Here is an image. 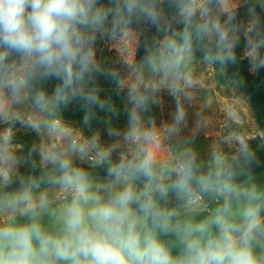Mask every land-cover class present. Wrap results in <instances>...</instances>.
I'll use <instances>...</instances> for the list:
<instances>
[{
  "label": "clouds",
  "instance_id": "9594fccd",
  "mask_svg": "<svg viewBox=\"0 0 264 264\" xmlns=\"http://www.w3.org/2000/svg\"><path fill=\"white\" fill-rule=\"evenodd\" d=\"M101 41L142 54L110 66ZM241 44L264 70V0H0V264H264L257 148L202 158L178 140L193 65L226 71ZM99 77L125 94L123 127ZM165 92L175 109L157 124ZM73 103L87 127L106 113L110 142L63 119ZM17 124L40 138L26 155Z\"/></svg>",
  "mask_w": 264,
  "mask_h": 264
},
{
  "label": "rangeland",
  "instance_id": "374dc122",
  "mask_svg": "<svg viewBox=\"0 0 264 264\" xmlns=\"http://www.w3.org/2000/svg\"><path fill=\"white\" fill-rule=\"evenodd\" d=\"M240 14L242 17L245 16L244 8L240 9ZM242 49L241 58L246 59ZM135 52L131 42L101 41L97 45L98 57L107 61L108 65L118 68L121 67V60L132 59ZM250 73L254 76L258 74V72ZM192 75L195 82L191 90L193 100L190 104H186L189 113L188 122L178 140L191 141L201 157L206 158L217 147L225 153H234L236 145L231 143V140L246 138L254 146L263 139L264 130L257 125L250 103L232 79L218 68L209 67L200 62L193 65ZM174 109L173 98L165 92L162 93L161 103L152 106L151 114L155 116L157 124H160L171 119ZM229 114L236 115V122L229 118ZM62 115L67 123L81 129L84 135H90L87 127L78 124L74 112L63 111ZM6 127L7 125L0 124V130ZM16 133L20 134L25 141L39 143L40 138L35 132L19 126L15 129L14 134ZM13 141L18 145L19 153L25 154L24 145L14 137ZM102 141L110 142L108 139H102ZM171 146L175 147V141ZM22 168L28 167L21 166L19 170L21 171ZM256 176L261 183H264V170Z\"/></svg>",
  "mask_w": 264,
  "mask_h": 264
},
{
  "label": "trees",
  "instance_id": "16d2710c",
  "mask_svg": "<svg viewBox=\"0 0 264 264\" xmlns=\"http://www.w3.org/2000/svg\"><path fill=\"white\" fill-rule=\"evenodd\" d=\"M146 35H150V33H147ZM140 37H138V40ZM243 48V44H241V47L237 49V51L240 53L241 49ZM142 54V50L138 53L135 52V56L137 55V58ZM134 56V57H135ZM230 79H232L239 91L246 97L248 102L251 105V108L253 110L254 118L257 123V125L264 130V70H261L258 72L257 76H254L249 71V64L247 59H242L240 57L239 63L236 66L229 67L226 71H223ZM241 81L243 83H241ZM98 83L102 88L101 96L102 97H111L114 103L117 105L118 108H120L121 113L118 118H113V124L118 125L120 127H123L127 122L126 114L123 112V100L122 97L125 95L124 93H120L119 95L116 94L114 91V87L112 82L105 78V77H99ZM55 81H49L45 86L48 89L49 92L52 91V88L54 87ZM63 111H72L74 112L77 122L79 125H83V115L84 111L79 105V103H73L66 107ZM106 116V113L104 112H97V117L94 119L91 123L90 127H87L89 130L90 135L92 132H95L99 130L101 132V138L102 139H108L110 138L107 136L106 132V125L103 122V118ZM20 125L17 124L16 128H18ZM14 139L18 140L19 143H22L24 145V152L25 155L33 145L32 141H25L22 136L18 133L14 134ZM253 147L257 148V154L259 157V165L254 168L255 175L259 174L264 170V137L263 139L255 144ZM30 171L28 168H22L21 173H26ZM98 174L100 176L105 175V171L103 169L98 170Z\"/></svg>",
  "mask_w": 264,
  "mask_h": 264
}]
</instances>
